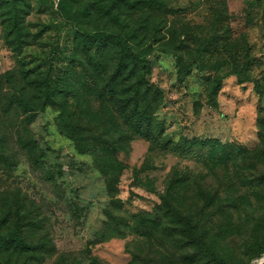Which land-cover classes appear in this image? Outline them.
Masks as SVG:
<instances>
[{
    "label": "rangeland",
    "instance_id": "1",
    "mask_svg": "<svg viewBox=\"0 0 264 264\" xmlns=\"http://www.w3.org/2000/svg\"><path fill=\"white\" fill-rule=\"evenodd\" d=\"M22 1L19 53L0 0V220L8 215L9 227L18 222L44 248L30 260L1 253L0 264H212L172 228L164 198L222 257L248 262V242L264 231V0L124 1L116 10L150 44L149 112L163 135L244 147L246 156L233 162L207 151H165L137 134L71 61L74 37L58 0ZM98 1L72 3L82 9ZM79 22L91 30L109 25L97 9ZM210 38L220 43L205 51ZM50 63L59 92L29 123L17 97L42 99ZM108 64L112 72L111 54ZM224 74L211 98L208 76ZM82 133L115 146L107 159L99 153L101 165L78 148Z\"/></svg>",
    "mask_w": 264,
    "mask_h": 264
},
{
    "label": "trees",
    "instance_id": "2",
    "mask_svg": "<svg viewBox=\"0 0 264 264\" xmlns=\"http://www.w3.org/2000/svg\"><path fill=\"white\" fill-rule=\"evenodd\" d=\"M136 5L144 0H99L94 7H83L76 9L72 0H58L57 8L61 17L71 26L74 37L75 52L71 54L70 59L76 65L83 67L84 73L90 78V87L94 94L101 101L112 104L115 107L116 114L127 125L147 140L153 142L165 151L174 153H188L191 151L208 152L215 160L223 162H233L239 158L245 157L248 151L244 147H236L233 143H221L216 139H201L199 137H181L174 140L164 136L162 131L164 125L154 121L153 115L149 112V100L147 84V75L151 71L149 63L150 44L145 42L141 36V29L134 26L130 21L121 20L116 10L121 9L122 2ZM157 6L164 5L162 0H152ZM3 7L8 9V33L14 35L13 38L8 36L9 43L19 53H22L24 43L26 42L23 14L24 4L22 0H2ZM97 9L102 18L108 21V27L91 30L79 22L80 14H90ZM113 23V24H112ZM220 43L216 38H210L203 44L205 51L210 50L211 45ZM63 52L60 48L56 53ZM111 54L115 61L113 71L110 72L108 64V55ZM56 66L50 63V71L43 78L42 99L33 101L24 96L17 97V103L28 114L27 121L32 123L36 116L44 112L50 104L52 97L59 92L57 82L53 77ZM30 70H27L29 72ZM227 74L217 75L213 78L211 75L208 79L211 81L212 94L220 89V86ZM60 88V87H59ZM264 124V122H263ZM85 133H82L78 143V148L83 153H93L98 155L103 153L102 157H107V153L115 146L110 145L100 137L87 139ZM109 144V146H108ZM102 168L106 167L102 165ZM107 172V170H106ZM264 180V176H263ZM252 183V182H250ZM260 183L264 181L260 180ZM264 197V194H262ZM167 207V216L169 217L172 228H180L183 233L182 240L186 237L189 242L195 243L197 247L204 250L206 257L212 264H234L222 257L214 248L207 244L202 237H199L196 231V225L183 213L174 206L169 198H164ZM8 215L4 220H0V254L11 252L13 254L25 255L26 260L32 259L36 255L42 257L44 246H38L31 243L29 236L19 223L14 227H9ZM168 227L167 229H172ZM186 240V241H188ZM249 252V261L243 264L251 263L255 258L264 257V231L256 233L247 244ZM191 260H194L191 257ZM264 264V261L261 263Z\"/></svg>",
    "mask_w": 264,
    "mask_h": 264
}]
</instances>
